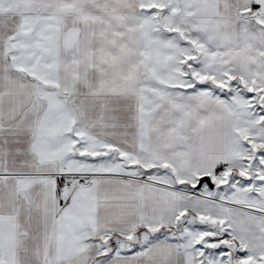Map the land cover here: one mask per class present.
Here are the masks:
<instances>
[{
    "label": "snow or ice",
    "instance_id": "1",
    "mask_svg": "<svg viewBox=\"0 0 264 264\" xmlns=\"http://www.w3.org/2000/svg\"><path fill=\"white\" fill-rule=\"evenodd\" d=\"M0 264H264V0H0Z\"/></svg>",
    "mask_w": 264,
    "mask_h": 264
}]
</instances>
